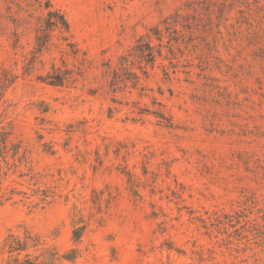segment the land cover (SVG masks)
Listing matches in <instances>:
<instances>
[{
    "label": "rangeland",
    "instance_id": "374dc122",
    "mask_svg": "<svg viewBox=\"0 0 264 264\" xmlns=\"http://www.w3.org/2000/svg\"><path fill=\"white\" fill-rule=\"evenodd\" d=\"M45 1L77 56L0 0V264H264V0Z\"/></svg>",
    "mask_w": 264,
    "mask_h": 264
},
{
    "label": "trees",
    "instance_id": "16d2710c",
    "mask_svg": "<svg viewBox=\"0 0 264 264\" xmlns=\"http://www.w3.org/2000/svg\"><path fill=\"white\" fill-rule=\"evenodd\" d=\"M34 3L38 2L39 7H42L44 10V14L38 17L37 26L35 27V46L34 49L36 51H40L42 48H46L48 46L49 40L51 38V34L53 32H57V37L60 40L58 45H62V49L60 51L62 53L71 54L73 56H77L79 49L69 40L70 39V25L64 14L56 8H53L48 1H45L43 5L41 4V0H33ZM8 10L10 7H7ZM21 9V8H20ZM9 21L14 24V29L12 30V45H19V37L17 32V27L21 25L22 18L18 16H12L9 12L6 16ZM29 68H25V72L28 71ZM17 75L10 73L8 71H4L2 77L0 78V84L2 86H7L10 84ZM38 79L44 81L45 83L53 86H63L67 83H72L75 80L74 74L72 70L67 68H61L52 64L51 71H48L45 76H38ZM6 142V136L3 137L0 134V143ZM13 242H16L17 246L14 247L11 245L12 249L24 250L28 247V240H24L23 242H19L14 239ZM19 264V263H18ZM21 264H37L33 260H29V258L24 259Z\"/></svg>",
    "mask_w": 264,
    "mask_h": 264
}]
</instances>
